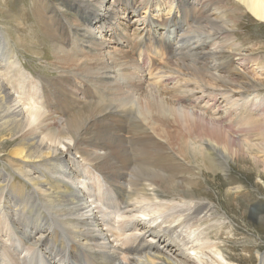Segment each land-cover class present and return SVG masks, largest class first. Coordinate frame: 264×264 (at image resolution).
Here are the masks:
<instances>
[{"label":"bare ground","instance_id":"6f19581e","mask_svg":"<svg viewBox=\"0 0 264 264\" xmlns=\"http://www.w3.org/2000/svg\"><path fill=\"white\" fill-rule=\"evenodd\" d=\"M80 1L97 3L89 24L73 23L93 65L81 49L63 45L76 41L53 28L37 0L34 11L54 47L47 63L59 73L53 83L26 68L12 38L0 40V264L264 262L258 246L234 252L239 229L227 211L250 191L234 167L247 164L264 180V117L240 113L245 122L234 138L228 114L194 109L216 88L246 93L245 107H261L262 45H240L237 30L247 14L264 23V0ZM177 11L190 23L187 38L184 23L170 20ZM8 19L5 27L15 26L21 48L32 51L21 17ZM172 24L177 37L166 44L163 32ZM179 50H186L179 61L168 60ZM77 78L86 82L73 83ZM57 79L67 83L55 101ZM157 153L165 162L150 163ZM216 181L225 202L212 193ZM199 184L207 190L193 192ZM254 208L244 217L264 224V202Z\"/></svg>","mask_w":264,"mask_h":264},{"label":"rangeland","instance_id":"374dc122","mask_svg":"<svg viewBox=\"0 0 264 264\" xmlns=\"http://www.w3.org/2000/svg\"><path fill=\"white\" fill-rule=\"evenodd\" d=\"M37 1H39L43 5V10L40 13L45 14L49 17L51 16L49 20H50V23L52 22L51 24H53V28H56L57 31L61 30L60 32H63V36L67 35L71 38L72 41H74V40L76 41L72 45H67V44H63V45L67 49H71V48L72 49H78V48L81 49L83 51L82 52L83 55L81 53L82 59H85V62L87 64L93 65V62H91L90 55L86 56L87 50L81 46V43L83 41L80 37H82V36L79 35L78 33H82V31H80V32L78 31V33H77L76 32L77 28L73 26V23L75 25L82 24V23L83 24H89L90 21L92 19H94L96 17V15L98 14L97 7H96L97 3H95L94 7H87L84 4V1H80V0L78 2H75L74 0H42V1L37 0ZM111 2H112V0H109L108 4H110ZM34 8H35L34 0H0V40L1 39L6 40L7 37H9L10 39L12 38L13 39V45L16 48L15 51L19 52V57L22 59L23 62H25L26 68L29 71H32L34 73L39 74L45 80V82H48L50 85L51 82L53 83V80L56 77H58V75H59V73L57 71H55L53 67H51L47 64V63L52 64L53 60H54L53 59V52H54L53 48L54 47L52 48V43H53L52 37L48 33H46L45 29L41 26L39 19H38V17H40V16L38 15V17H37V14L34 11ZM89 9H91V11ZM60 11H63V13ZM2 12H3V14H2ZM9 14L11 16H13L16 20L19 19V17H21V19L23 20L22 27H23V29H25V31L22 32L21 35L24 36V39L26 38L29 41L32 40L33 43H28L31 46L32 51H26V49L24 50L23 48H21L22 45L19 43V41L14 36V32H16L15 26H11V30L5 27L8 20H9L8 18L10 17ZM178 15H179V17H176ZM121 16L126 17V14L122 12ZM129 19H130V17L127 18V20H129ZM179 19L185 25L182 28L180 27V30H182V31H180V33L182 34L183 38H187L186 34L188 33V31L186 30V26L190 25V23L187 21H184V13L183 12L177 11L175 13V15H173V13H172V17L170 18V20L173 22V24H177ZM56 20H57V22H56ZM136 20H137V18L134 17L132 19V22L134 23V21H136ZM77 22H80V23H77ZM11 23L13 25H15L14 20H12ZM173 24L168 27L167 31L163 32V37L165 39L166 44L172 42L173 39L175 40L176 39L175 37H177L178 32L176 33L173 30L175 28L173 26ZM70 29L71 30L73 29L72 30L73 33L71 32ZM129 29H131L130 30V32H131L130 39L131 40L130 41L134 43L133 40L136 37L135 34L133 33L134 30H133V28H129ZM28 30H29V32H28ZM113 30L114 29H111V27H107L105 34H107L110 38V35L113 32ZM128 30H127V32H128ZM237 31H238L237 34L239 35V37L237 39L239 42L238 41L237 42L240 45H243V42L246 45H252V43L255 44L258 42L262 45L261 54L264 57V23H261V22L255 20L251 15L247 14V16L240 18L239 28ZM72 35H74L75 37ZM79 41H80V43H79ZM218 42H220L219 39H218ZM234 44H236V43H234ZM231 46H233L232 43H231ZM243 49H245V48H242L241 52H244ZM35 51L39 52V55L35 54ZM179 52H180V50L177 52V54L176 53L174 54L171 51L168 60L174 59V61L175 60L179 61L181 56L185 55L186 50L182 51L181 54L178 55ZM136 56H137V54H136ZM236 57H237V55L236 56L234 55V58H236ZM152 58L150 57L149 60H152ZM195 60L196 59L192 58V62H191L192 64L191 65L201 66L200 62L193 64V62ZM190 61H191V59H187L188 63ZM43 65H45V66H43ZM180 71H182V69ZM224 72L227 73L226 70H224ZM217 73H219V71H217ZM80 78H82V77H80ZM66 79H57V82L50 88L51 92L53 93V100L58 101V99L61 97V94H62L61 89H62V86L67 83ZM163 80L164 79L159 81V83H162ZM85 82L86 81H84L82 79H78V78L73 81V83L78 84V85H83ZM218 90H219V92H218ZM220 91H222V90L219 88L214 89V93H213L214 95L212 94L211 95L212 97L209 95L207 97H205V98L210 100V101H208L209 103H207L208 105L200 102L201 108H194V109L198 110L199 112L202 111L201 112L202 114L207 115L209 117L219 115V113L224 114V115L228 114V115H226V118H225V120H226L225 126H227L228 128L230 127L228 130H229L231 136H233L234 138L237 136L235 131L239 132L240 131L239 127L244 126L245 121H239V119L242 116H244V114H243L244 111L250 112V114L253 117H255V116L257 118L264 117V112H262L264 110V98H263L264 92L261 93V95H260L261 98H258V101H259L261 107L258 105L257 109H254L252 107H249V105H248V107L247 106L245 107V105H247V103H245V100H243V98H244V96H246V93L243 94L244 95L243 96L242 94H237V93L232 94L230 91L226 93L225 92L226 89H223L222 92H220ZM202 104L204 105V107H202ZM83 105L84 104L79 105L78 108L82 107ZM241 105H243V106H241ZM229 106H231V107L229 108ZM213 107H215L216 109ZM236 109H238V110H236ZM74 112H76V110ZM74 112H72V114H70V116H72ZM238 112H239V114H238ZM240 113L242 114V116H239V115H241ZM257 115H259V116H257ZM130 118H131V116H130ZM198 122L200 124H203V120L201 118L198 119ZM217 132H218V130L215 129V133H217ZM248 136H249V134H248ZM239 137H242V136L240 135V136H238V138ZM260 137H263V136H260ZM252 140L253 141L255 140V136H252ZM127 142L129 145L128 147L131 149L130 137L128 138ZM2 155H3V152L0 151V168H4V166L6 164L5 161L2 159L3 158ZM165 158H166L165 153H157L153 156H149L150 163H152V164H156L159 162H165V160H166ZM242 165H243L242 167H234L235 168L234 176L235 175L240 176L245 181L246 186L249 187L250 191L248 193V198L241 196L239 198L241 200L240 205H238V203H237L236 205H232V206H230V208L227 209V211H229L228 212L229 217L232 219V222L235 224V226H237L239 229L237 237H236L237 242L233 243L234 245L237 246V251H234V252H236L238 254H240V253L249 254L250 250H252V251L255 250V246H258V248L261 250V252H264V224L259 223V221L253 216L249 217V216L245 215V217H244V213L247 210H252V209L256 210L254 207L256 206V203L258 201L264 202V180H261V178L258 179V177H257L258 175H256V173H253V171L250 170L251 168H248L247 164H245L246 166L244 164H242ZM212 184H214L213 188H212V193L215 194L216 196H218L217 198H220L223 202H225L224 201L226 199L225 198V187L220 182H217V181L215 183L212 182ZM206 190H207V186L206 185L204 186L201 184H199L197 187L192 189L193 192H198V193L199 192H205ZM6 193L9 197L10 192H6ZM214 198H216V197H214ZM242 217L245 218L246 221H244ZM248 238H250V239H248ZM253 239L255 241L254 242L255 244H253V246H252V244L250 242L253 241ZM240 264H253V262H251L250 260H247V259H240ZM261 264H264V262H262Z\"/></svg>","mask_w":264,"mask_h":264}]
</instances>
